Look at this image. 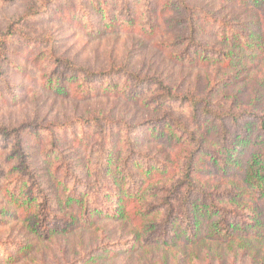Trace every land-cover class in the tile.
Masks as SVG:
<instances>
[{"label":"rangeland","instance_id":"1","mask_svg":"<svg viewBox=\"0 0 264 264\" xmlns=\"http://www.w3.org/2000/svg\"><path fill=\"white\" fill-rule=\"evenodd\" d=\"M186 1L191 16L171 0H131V10L124 0H0V41L10 30L33 40L11 36L9 57L0 61V129L12 133L9 139L0 138V264H264V237L225 243L208 235L217 218L198 217L193 228L179 227L181 237L168 246L157 245L145 231V222L155 223L153 216L164 223L162 214L157 215L159 204L163 196L173 197V185L186 178L188 161L191 176L214 194L217 206L244 207L239 210L244 221L254 207L262 210L243 183L245 166L264 148L258 119L245 116L238 128L230 125V141L222 143L221 127L203 106L195 115L181 99L164 101L162 88L180 98L209 102L222 114L250 111L264 118V9L249 0ZM64 62L103 75L94 78V85L82 86L68 76L70 65ZM113 72L133 76L107 75ZM92 120L105 128L120 124H112V156L111 146L101 145L103 136L79 123ZM121 125L131 131L123 132ZM16 130H21L34 176L43 178L50 219L63 210L62 189L45 157L51 134L60 138L58 147L72 156L80 175L94 187L103 182V187L115 188L116 178L122 177L119 168L109 172L115 162L142 168L147 164L134 161L150 158V164L168 165L164 177L157 175L147 185L146 206L130 207L143 213L149 209L151 216L139 214L134 222L114 212L94 224L80 220L72 232L62 222L39 220V231H32L25 223L30 209L26 197L13 190L23 180L19 162L11 157ZM236 140L243 143L235 146L240 165L225 173L214 159ZM126 171L121 168L124 175ZM107 199L103 202L114 207L115 197Z\"/></svg>","mask_w":264,"mask_h":264},{"label":"trees","instance_id":"2","mask_svg":"<svg viewBox=\"0 0 264 264\" xmlns=\"http://www.w3.org/2000/svg\"><path fill=\"white\" fill-rule=\"evenodd\" d=\"M14 1V0H11ZM131 0H124V7L127 10L133 9ZM175 1L174 6L176 9L186 13L187 15H193V9L189 6L186 0H171ZM252 1L254 6L258 8V10L264 9V0H249ZM102 7H107V4H103ZM194 19V18H193ZM194 23V20H193ZM13 29V27H12ZM193 34L196 33L197 28L192 25ZM19 36L21 39H24L27 42H32L33 40L26 36L25 34L19 32L18 30H14L8 33V38L0 41V61H6L10 54V38L11 36ZM228 57V55L226 56ZM57 61V60H56ZM69 64L67 68L68 76L81 81V85L85 86L87 84L94 85L97 80L94 79L96 77L102 76L103 74L93 73L88 71L87 69H79L76 66H72L70 62H64ZM111 74H124L125 76H133L129 72H113L107 74L112 76ZM106 75V74H104ZM106 75V76H107ZM3 72L0 69V80L2 79ZM63 80L65 76L61 77ZM132 80L137 84H142L143 80H140L137 77H132ZM156 81V80H155ZM158 85V82H154ZM158 87V86H157ZM62 88V87H61ZM158 89H160L158 87ZM165 90L163 94L164 101H171L181 99L183 102L188 103L190 109H193L195 115L200 113L201 107L203 106L204 113L207 117H211L210 119L214 121L215 124L221 127V138L222 143L226 144L230 141V125H234L236 128L242 121L245 120L246 117H254L258 119V124L260 127V131L264 136V118H259L258 114L247 111L245 114H235V113H226L224 112H216L210 108V103L205 102L204 100H199L192 96H186L184 98H180L178 95H174L169 89L162 88ZM162 91V90H160ZM248 120V119H246ZM100 121V120H98ZM97 120H92L89 124L85 122L81 125L86 128L89 126L90 128L94 127L95 133H100V137L103 136L104 141L101 144L102 146H111L108 150V154L110 156L114 153V138L112 132V124L115 126H120V124L110 123L108 125V131L106 132V128L98 123ZM25 126V125H24ZM70 126V125H69ZM26 127V126H25ZM104 127V128H103ZM109 127H111L109 129ZM120 129L128 133L130 128L127 125H121ZM47 131H51L49 128ZM14 133H17L15 137L14 147L16 150L12 153V159L14 161H18V168L22 169L23 180L21 183L16 181L13 186V190L21 191L22 194L26 197V204L30 206L29 211L26 213L27 217L25 219V223L28 227L34 231L38 232V221L48 222L47 225H50L53 222H62L64 225V229L67 232H72L78 228L77 223L80 220L86 222V224H94L102 219H106L112 217L114 212L118 213L119 216L124 219H130L136 222V219H139V216L144 214L145 218H149L151 216V211L149 209H144V213L142 211L136 210L140 204L146 203L148 198V187L151 182L155 181L157 175L164 177L168 173L169 166L165 163H161L158 161L152 162L150 164V158H143L142 160L134 161L135 164L145 163L146 167L140 168L138 165H127L123 162H115L113 165L110 164V170L119 168L118 174L122 176L121 178H116L117 182H115V188H105L100 182H98L97 187H94L92 183L86 182L84 178L80 175V168L78 167V163L73 160L70 154L61 151L58 147L60 138L55 137L54 134H51L52 139L50 140L49 147L50 149L46 151L45 157L47 158L48 163L52 166V169L55 173L56 184L62 189V199L63 204H61L62 214H53V217L50 219V202L47 200V195L45 193V188L42 186L39 176H34L35 170L32 167L31 163L29 164V155L26 154V145L23 142V137L21 135V130H16ZM12 136V133L5 130L0 129V138L9 139ZM237 143L235 141L234 145L229 147L224 146L222 150L215 156L214 163L219 166L223 172H227L231 165L238 164V157H235V146L243 145V143ZM261 146L264 144V137L260 140ZM248 145V143H244ZM19 150H18V149ZM104 153V152H103ZM109 156V157H110ZM30 160V159H29ZM186 174L182 181L173 185L174 195L179 197L176 199L172 196H167L165 199L163 196L162 202L159 204V207L162 210H157V215L162 214L161 221L164 220V223L158 224L157 221L160 217L153 216L154 222L148 224L149 222L144 223L145 231L150 234V239L154 241L157 245L168 246V243L179 239L181 236L179 235V227H185L186 229L193 228L196 225L197 218H217L218 220L213 223V225L208 229V235H211L214 238L219 240H225V243H231L235 239L239 237H264V148L255 152L252 158L249 160L247 166H245V176L243 183L247 188V192L250 193L251 196L249 198L254 197L258 202L262 204L260 210L257 207H254L253 214L250 216L248 220L244 221V216L239 213V209H229L222 208L217 206L214 203V194L207 191L205 186L198 182V179H195L191 176L192 171V163L189 161L186 164ZM137 167L136 172L131 169ZM121 168L126 171L129 170L130 173L126 171L125 175L121 172ZM108 172V173H109ZM36 173V172H35ZM159 173V174H157ZM110 176V173L108 174ZM170 177V176H168ZM40 179V180H39ZM171 179V177H170ZM38 195L40 197H38ZM107 197L109 199H107ZM112 197H115L114 203L115 206H107L106 203L103 202V199H107L105 202H108ZM198 198V199H197ZM197 199V200H196ZM178 201L177 204L174 202ZM37 205L41 206L40 209L36 208ZM57 203V200H56ZM135 205L134 208H130ZM146 206V204H144ZM107 206V207H106ZM263 211V212H261ZM52 216V215H51ZM136 216V218H135ZM50 219V220H49ZM163 219V220H162ZM179 219V220H178ZM233 219H237V222H230ZM149 221V220H146ZM178 224L175 225L176 222ZM173 225V226H172ZM174 228V231H172ZM44 229V228H43ZM155 229V230H152ZM185 229V228H184ZM152 230V231H151ZM153 231H158L159 235L156 236ZM203 230L199 231L202 232ZM198 233V231H195ZM209 238V236H207ZM210 239V238H209Z\"/></svg>","mask_w":264,"mask_h":264}]
</instances>
